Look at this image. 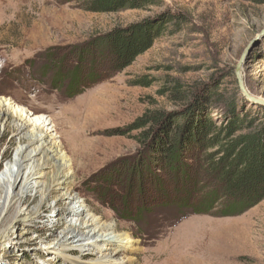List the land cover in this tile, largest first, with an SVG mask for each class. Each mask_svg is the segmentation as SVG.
<instances>
[{"label":"rangeland","instance_id":"374dc122","mask_svg":"<svg viewBox=\"0 0 264 264\" xmlns=\"http://www.w3.org/2000/svg\"><path fill=\"white\" fill-rule=\"evenodd\" d=\"M84 2L0 0V96L32 119L51 120L56 147L69 160L70 188L103 223L134 241L123 264H264V200L233 218L179 215L174 203L194 198L199 167L188 159L185 167L169 166L140 143L141 131H127L147 112L183 113L192 103L188 117L209 91L204 114L211 119L220 120L230 105L262 122L264 107L245 95L264 101V39L247 51L264 28V4L160 0L140 10L91 13ZM166 13L183 21L164 25L149 50L113 73L97 40ZM74 76L96 85L69 98L67 80ZM141 78L151 85H135ZM29 140L12 117H0V232L24 212L38 213L20 220L24 240L2 246L0 264H89L96 253L43 246L63 226L47 222L41 187L32 191L24 183L28 169L18 154Z\"/></svg>","mask_w":264,"mask_h":264},{"label":"trees","instance_id":"16d2710c","mask_svg":"<svg viewBox=\"0 0 264 264\" xmlns=\"http://www.w3.org/2000/svg\"><path fill=\"white\" fill-rule=\"evenodd\" d=\"M248 1L264 4V0ZM159 3L160 0H85L83 9L91 13H120ZM181 21L179 16L166 13L158 22L144 20L113 29L95 45L103 47L110 69L118 73L152 47L164 25ZM94 85L96 83L84 86L79 76H74L67 80L66 95L74 98ZM135 85L149 87L151 83L141 78ZM203 97V103L197 104L194 113L188 117L192 103L183 113L147 112L127 131H141L140 143L167 165L185 167L188 159L199 167L192 190L194 198L191 202L174 203L179 215L238 217L264 200V120L259 122L256 113L243 112L230 105L220 120L211 119L204 112L206 108L210 109L212 94L209 91Z\"/></svg>","mask_w":264,"mask_h":264},{"label":"bare ground","instance_id":"6f19581e","mask_svg":"<svg viewBox=\"0 0 264 264\" xmlns=\"http://www.w3.org/2000/svg\"><path fill=\"white\" fill-rule=\"evenodd\" d=\"M7 116L13 118L17 130L26 131L30 138L28 145L18 154L19 165L28 169L24 174L25 185L32 191L41 187L42 203L48 211L47 222L63 226L59 236L43 246L61 251L73 249L82 256L96 253L97 258L89 264H123L121 255L133 251L134 241L127 235L117 234L112 224L103 223L70 188L73 176L69 160L56 147L51 120L43 115L32 119L33 114L0 96V117ZM21 153L23 158H20ZM32 165H36L35 168ZM57 165L61 169L57 170ZM36 215L37 212L33 216L24 212L14 218L9 227L0 232V248L17 245L24 240L20 220Z\"/></svg>","mask_w":264,"mask_h":264},{"label":"water","instance_id":"95a60500","mask_svg":"<svg viewBox=\"0 0 264 264\" xmlns=\"http://www.w3.org/2000/svg\"><path fill=\"white\" fill-rule=\"evenodd\" d=\"M262 39H264V28H263L260 32H258V34H256V35L254 36V38L249 42V44H248V46H247V51H248L251 47H253L256 43H258L260 40H262ZM238 68H239V67L236 68V72H235L236 77L238 76ZM238 86H239L240 91H241L242 93H244V90H243V88H242V86H241L239 80H238ZM245 97H246V99H248L250 102H253V103H255V104H258V105L264 107V101L254 99V98L249 97V96H246V95H245Z\"/></svg>","mask_w":264,"mask_h":264}]
</instances>
